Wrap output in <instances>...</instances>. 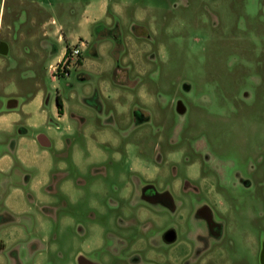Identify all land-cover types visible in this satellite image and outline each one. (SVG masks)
<instances>
[{"label": "rangeland", "instance_id": "rangeland-1", "mask_svg": "<svg viewBox=\"0 0 264 264\" xmlns=\"http://www.w3.org/2000/svg\"><path fill=\"white\" fill-rule=\"evenodd\" d=\"M87 1L43 0L57 25ZM113 1L121 15L86 28L85 56L98 41L103 59L53 78L48 48L15 86L24 102L44 94L40 107L8 111L0 95V264H260L264 0Z\"/></svg>", "mask_w": 264, "mask_h": 264}, {"label": "crops", "instance_id": "crops-1", "mask_svg": "<svg viewBox=\"0 0 264 264\" xmlns=\"http://www.w3.org/2000/svg\"><path fill=\"white\" fill-rule=\"evenodd\" d=\"M119 3L113 0H88L84 3L81 10L72 11L68 16H64L63 20H59L61 25H57L58 21L48 15V11H46V5L48 4H45L43 0H31V2L28 0H12L8 7L6 2L0 1V45L2 50L6 49L5 54H0V95L5 97L6 110L20 111L23 114H27L32 106L37 105L40 107L42 105L44 94L42 95L41 92L34 93L33 97H28L27 101L24 102L20 95L25 89L23 87L15 89V86L20 84L19 80L22 81V77H25L24 69L28 70L27 68L32 67L35 72H38L36 69L37 61L42 51L52 48L51 59L48 63L50 70L51 67L60 63L68 47L79 42L83 43V58L79 67L75 70H87L92 65L93 60L91 59H103L102 44L98 41L91 52V58L89 59L88 56H85L92 43L90 41L91 36H88L86 28L104 20L106 23H111L113 16L121 15L120 9L122 5ZM67 24L75 25L81 32L78 34L73 29H69L67 34H61L64 30V25ZM97 38L98 40L100 39V37ZM117 55L116 53L115 59L106 58V65L113 71L119 66L117 63L120 59ZM40 60L42 61V58ZM128 60L130 58L125 57L120 62L124 64ZM60 102L62 108L58 110L56 107V118L58 121L67 123L70 119L66 111L67 105L62 100ZM71 117L79 122L82 121L80 117ZM83 127L82 124L76 129L81 131ZM65 129L71 130V126L69 127L68 125ZM25 132V128L20 130L22 135ZM48 142L49 146L43 148L50 147V141L48 140ZM13 151L17 160H20L23 164L29 162L27 154L22 149L16 147ZM5 162L7 164L6 168H10L13 164V159L9 157ZM68 187L70 186L64 187L65 193L69 189Z\"/></svg>", "mask_w": 264, "mask_h": 264}, {"label": "water", "instance_id": "water-1", "mask_svg": "<svg viewBox=\"0 0 264 264\" xmlns=\"http://www.w3.org/2000/svg\"><path fill=\"white\" fill-rule=\"evenodd\" d=\"M5 53H6V49L2 50L0 45V54H5ZM182 87L186 91H188L190 88L187 84H184ZM176 111L179 114H183L185 112V107L180 101L176 103ZM37 140L42 147L49 146V142L44 135H40L37 138ZM142 196L143 198H145L150 202H160L162 205L168 207L169 209L173 208V203L169 193L167 192L159 193L155 190V188L152 185H148L143 188ZM176 239H177V235L173 229H168L162 234V240L166 244H172L176 241ZM259 262L260 264H264V245L261 247L260 250Z\"/></svg>", "mask_w": 264, "mask_h": 264}, {"label": "built area", "instance_id": "built-area-1", "mask_svg": "<svg viewBox=\"0 0 264 264\" xmlns=\"http://www.w3.org/2000/svg\"><path fill=\"white\" fill-rule=\"evenodd\" d=\"M83 43L71 45L66 49L63 59L56 66L51 67L53 77H65L69 73L79 67L82 60Z\"/></svg>", "mask_w": 264, "mask_h": 264}, {"label": "flooded vegetation", "instance_id": "flooded-vegetation-1", "mask_svg": "<svg viewBox=\"0 0 264 264\" xmlns=\"http://www.w3.org/2000/svg\"><path fill=\"white\" fill-rule=\"evenodd\" d=\"M134 116H135L137 119H139V120L142 119L141 115H140L139 113H137V112L134 113ZM146 186H148V185H146ZM146 186H145V187H146ZM143 188H144V187H143ZM58 190H59V193H61V187H60V186L58 187ZM142 190H143V189H141V195H142ZM158 203H160V202H158Z\"/></svg>", "mask_w": 264, "mask_h": 264}, {"label": "trees", "instance_id": "trees-1", "mask_svg": "<svg viewBox=\"0 0 264 264\" xmlns=\"http://www.w3.org/2000/svg\"><path fill=\"white\" fill-rule=\"evenodd\" d=\"M56 107L58 108V110H60L62 108L60 99L58 97L56 98Z\"/></svg>", "mask_w": 264, "mask_h": 264}]
</instances>
